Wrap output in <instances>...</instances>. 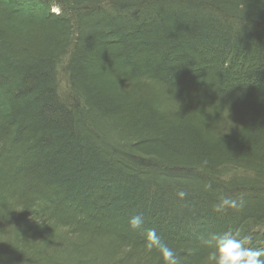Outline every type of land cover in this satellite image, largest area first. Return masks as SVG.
<instances>
[{"label": "trees", "instance_id": "obj_1", "mask_svg": "<svg viewBox=\"0 0 264 264\" xmlns=\"http://www.w3.org/2000/svg\"><path fill=\"white\" fill-rule=\"evenodd\" d=\"M148 229L264 249V0H0V264H164Z\"/></svg>", "mask_w": 264, "mask_h": 264}, {"label": "clouds", "instance_id": "obj_2", "mask_svg": "<svg viewBox=\"0 0 264 264\" xmlns=\"http://www.w3.org/2000/svg\"><path fill=\"white\" fill-rule=\"evenodd\" d=\"M177 196L183 200L187 192L178 191ZM245 206L246 201L243 198L220 196L213 205V212L222 216L229 211H242ZM128 223L131 229L139 230L143 228L145 220L143 215L136 214L130 217ZM146 239L149 249L159 250L164 264H181L176 252L162 241L155 229L147 230ZM198 240L211 249L206 257V264H264V249L252 247V237L242 234L239 229L200 235Z\"/></svg>", "mask_w": 264, "mask_h": 264}]
</instances>
